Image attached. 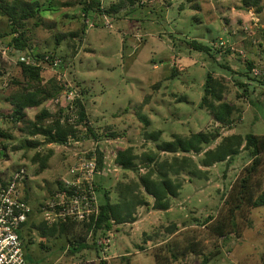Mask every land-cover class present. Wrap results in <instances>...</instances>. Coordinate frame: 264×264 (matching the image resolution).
<instances>
[{"label":"rangeland","instance_id":"obj_1","mask_svg":"<svg viewBox=\"0 0 264 264\" xmlns=\"http://www.w3.org/2000/svg\"><path fill=\"white\" fill-rule=\"evenodd\" d=\"M23 1L37 3L34 9L39 12L24 30L29 50L15 51L12 35L0 40V188L18 169L26 168L21 193L33 210L21 231L27 263L121 264L123 257H130L131 264H156V251L176 242L182 247L193 243L204 255L221 249L214 264H264V207L252 210V227L227 243L212 236L204 224L226 208L224 201L232 185L251 162L249 152L241 151L230 165L207 167L203 163L204 152L227 136L264 135V0L257 7L247 6L245 0H103L106 8L117 5L118 14L96 27L95 15L87 21L83 18L80 0ZM88 23L86 35H81ZM4 33H10V22L0 13V34ZM74 33L78 34L73 38ZM58 37L63 38L59 44ZM187 39L212 45L219 51L214 52L217 62L185 49L182 41ZM32 54L45 55V60L33 61ZM50 55L60 62L54 65ZM21 62L41 66L44 85L49 87L52 81L66 85L58 99L43 106L53 115L63 110L62 116H69L76 126L77 138H70L66 145L46 144L40 135L31 137L23 123L11 119L13 108L6 99L17 89L13 80L23 82ZM249 62L254 65L250 77L246 76ZM208 73L223 83V101L235 107L230 127H221L199 108ZM238 82L247 85L248 95L244 96ZM78 84L90 91L84 99L87 122L79 124V110L72 105L80 97ZM41 109H28L29 119L34 120ZM217 131L220 137L205 145L203 153L178 155L180 161L187 159L179 175L166 166L182 189L177 198H171L169 212L155 209L154 199L139 186L140 177L148 171L147 156L155 157L158 170L161 163H171L175 157L160 149L164 143ZM29 141L36 146L31 147ZM128 147L138 157L139 172L126 171L116 162L118 151ZM96 149L105 157L96 182L109 190L111 202L119 203L121 189L132 185L149 205L137 207L136 222L114 226L103 255L88 249L70 254L62 251L68 246L65 235L42 234L41 208L53 201L70 170L95 155ZM49 151L50 159L42 168L34 159ZM97 195L100 204L103 191ZM84 237L92 242L91 233ZM204 255L188 253L180 261L202 264Z\"/></svg>","mask_w":264,"mask_h":264},{"label":"trees","instance_id":"obj_2","mask_svg":"<svg viewBox=\"0 0 264 264\" xmlns=\"http://www.w3.org/2000/svg\"><path fill=\"white\" fill-rule=\"evenodd\" d=\"M130 2H133V0H130ZM259 2V0H254L253 3H248L245 0L247 6L254 5L257 7ZM79 4L83 18L86 21L91 15H95V24L93 25L95 27L102 25L101 22H104L106 17L111 20L116 19L119 10L117 5L106 8L103 5V0H80ZM34 6H37V3L30 5V3L24 2L23 0L0 1V13L8 17L10 22V33L0 34V40L4 36L12 35L13 43L11 46L15 51L21 50L26 52L29 50L24 30L29 20L39 16V12L35 11ZM110 25H112L111 22H109L108 26ZM88 29L89 23L84 24L80 34L86 35ZM77 34H72L73 38ZM62 39L58 37L57 43L59 44ZM182 43L185 49L206 54L217 62L214 57V52L219 51L212 45L189 39L183 40ZM32 57L36 62L45 60V55L32 54ZM49 58L53 60V63L55 62L54 55H50ZM20 66L23 82L13 80V84L17 86V89L6 99L13 108L14 116L11 119L15 122L23 123L26 132L31 137L43 136L46 144L66 145L70 138H77V128L70 122L69 116H62L64 113L63 110L60 114L53 115L47 108L43 107L45 103L58 99L65 90L66 85L60 86L58 83L52 81V85L48 87L43 84L41 66L27 65L25 62H21ZM220 66L231 70L226 66ZM252 70H254V65L252 62H249L246 76L250 77ZM238 83L244 89V96L248 95L247 85L241 82ZM77 86L80 87V97L75 99L72 105L75 109L79 110V120L77 122L79 124L87 122L88 116L84 99L90 91L80 84ZM204 92L205 95L199 108L206 110L214 122L221 127L232 126L234 123L233 115L235 107L223 101L224 85L214 77L213 73L207 74ZM40 108L42 109L36 115L35 119L30 120L27 110ZM142 120L146 125L149 124V120L146 117L142 116ZM90 131L92 130L90 129ZM93 136L98 139L96 134H93ZM112 137L115 138V135H112ZM157 137L158 135L152 138L156 139ZM219 137V131L213 134L198 133L188 139L177 137L175 142L164 143L160 146V149L167 153H173L175 157L171 163H167V161L161 163L158 170V167H154V163L156 162L155 157L147 156L146 168L148 171L140 177L139 186L140 188H144L146 196L154 199L155 209L161 211L169 210L171 198L178 197L179 191L182 189V184L176 182L170 176V172H173L174 175H179L185 169V165H187V159L182 158L180 161L178 155L180 153L189 154L191 152L201 154L203 153L205 145H210ZM29 145L35 147L36 143L29 141ZM243 150L249 152L251 162L243 168L239 178L232 185L224 201L226 208L220 211L217 216L208 217L204 222L208 232L212 236L224 241L226 240L224 243L231 240L233 236L239 239L242 236V232L247 228H251L253 225L250 219L252 210L264 207V135L247 134L246 136H242L241 134H233L223 138L216 148L208 149L204 152L203 163L205 166L211 167L214 164L223 162H226L227 165L232 164L234 159ZM51 154L52 151H49L43 157H40L38 154L34 161H40L43 165L42 168H44ZM95 155L97 156L99 169L102 170L104 168V154L101 150L96 149ZM92 156L91 154L89 158ZM137 158L134 149L128 147L118 151L116 162L126 171L139 172ZM166 166H168L170 172L166 169ZM101 184L98 185L99 189L97 191H103L104 198L100 202V214L97 219L93 218L91 222L83 223L68 220L53 225L44 222L45 224H42V234L44 237L54 236L57 233L65 235L68 246H64L62 251L68 250L70 254H76L88 249L95 251L97 254L102 253L103 255V247L99 245L100 240L102 238H108L114 226L136 222L137 207L148 206L149 203L145 199V196L138 195L133 190L132 185H126L121 189L120 202L114 204L110 200L109 190ZM62 190L63 186L60 185L58 193ZM24 200L28 203L27 198H24ZM84 233L92 234L91 243L87 242ZM140 249L144 250L142 247ZM188 253L197 255L198 257L204 255L193 243L182 247L179 243L168 242L156 251L154 257L156 264H186L184 260L180 261V256L184 259ZM220 254H222V251L218 248V250L204 255L202 264H208L213 258L220 256ZM121 264H131V258L123 257Z\"/></svg>","mask_w":264,"mask_h":264},{"label":"built area","instance_id":"obj_3","mask_svg":"<svg viewBox=\"0 0 264 264\" xmlns=\"http://www.w3.org/2000/svg\"><path fill=\"white\" fill-rule=\"evenodd\" d=\"M59 62L57 59L54 65ZM102 170L99 169L96 155L80 161L73 167L70 170V177L63 181V190L57 193L51 203L41 208L44 221L53 225L68 220L83 223L91 222L93 218L97 219L100 204L96 177L101 175ZM26 180L27 170L20 168L8 183L0 188V264H28L21 238L23 226L33 212L21 193ZM107 239L108 241L101 240L99 245L103 248L108 247L110 239Z\"/></svg>","mask_w":264,"mask_h":264},{"label":"crops","instance_id":"obj_4","mask_svg":"<svg viewBox=\"0 0 264 264\" xmlns=\"http://www.w3.org/2000/svg\"><path fill=\"white\" fill-rule=\"evenodd\" d=\"M113 5H111V7H112ZM181 191V190H180ZM180 191H179V194H180ZM177 198V197H176ZM170 210V209H169ZM169 210H167V211H165V212H169ZM163 212V211H162ZM31 244L34 242V239L33 240H30L29 241ZM26 251V250H25ZM26 253V252H25ZM222 254H220V256H221ZM220 256H217V257H215V258H213L208 264H214L216 261H217V259L220 257ZM27 257V256H26Z\"/></svg>","mask_w":264,"mask_h":264}]
</instances>
